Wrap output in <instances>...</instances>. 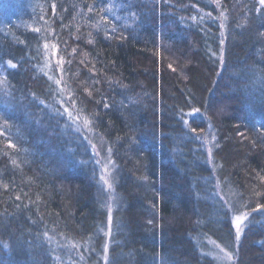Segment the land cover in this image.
<instances>
[{"label":"trees","instance_id":"trees-1","mask_svg":"<svg viewBox=\"0 0 264 264\" xmlns=\"http://www.w3.org/2000/svg\"><path fill=\"white\" fill-rule=\"evenodd\" d=\"M0 81V264H264L258 0H0Z\"/></svg>","mask_w":264,"mask_h":264},{"label":"rangeland","instance_id":"rangeland-1","mask_svg":"<svg viewBox=\"0 0 264 264\" xmlns=\"http://www.w3.org/2000/svg\"><path fill=\"white\" fill-rule=\"evenodd\" d=\"M258 1L260 3V0H258ZM260 6H264V5L260 4ZM192 111H193L192 114H197L196 110L195 111L192 110ZM97 148H98V146H97ZM207 152H209L208 158L210 160H212V158H211V151H209V149H208ZM99 155H100V153H99ZM95 159H96V161H98V160L100 161L99 170L101 171L102 175H104L109 180L110 174L112 173V166H111V164H108L109 159L108 158L104 159L102 155H101L100 158L98 157V155L95 156ZM105 165H107L108 166V169H109V171L107 173L104 172V166ZM109 182H110V180H109ZM103 187L106 190H110L107 187V185H105ZM111 196H112L111 198H114V195H111ZM108 215H109V217H111V213L108 214ZM238 215H244V216H246V214L240 213V214H234L232 216V220H233L232 222H233V226H234V229H235L236 236H237V229H236V227L234 225V219ZM109 217L107 219V223L105 225V228H103V234H105L104 236L106 237L104 246L108 244V237H109L110 231L112 229V221H111V219H109ZM243 223H244V221H243ZM243 223L241 224V230L243 228ZM204 240H205V243L203 244V247L202 248L208 254H210L212 257H214L219 262V264H233V254H231L225 247H223L222 245H220L219 243H217L216 241H214V240H212L210 238H207V239H204ZM104 246H103V248H104ZM225 253L229 254L230 255V258H228V256L225 255ZM104 256H105V253L103 254V257Z\"/></svg>","mask_w":264,"mask_h":264},{"label":"snow or ice","instance_id":"snow-or-ice-1","mask_svg":"<svg viewBox=\"0 0 264 264\" xmlns=\"http://www.w3.org/2000/svg\"><path fill=\"white\" fill-rule=\"evenodd\" d=\"M260 4L264 5V0H260ZM53 7H55V6H53ZM88 10L91 12V11L93 10V7H92L91 5H89V6H88ZM104 10H105V9H103V8L101 9V11H104ZM221 16H223V13H221ZM102 19H105V20H106L107 18H106V17H103ZM221 27H223V24H221ZM35 31H36V32H39L40 29L37 28V29H35ZM222 35H223V33H222ZM221 44H223V40H221ZM48 47H49L48 44L45 43V44H44V48H45V50H47ZM56 48H57V46H56L55 44H53V45H52V49H53L52 55H55V54H56V53H55ZM8 63L11 65V61H9ZM62 63H63V60H62V59L57 60V64H58V65H62ZM12 66L14 67L15 65H12ZM62 70H63V69L61 68V71H62ZM55 83H56L57 85H59V84H61V81H60V80H56ZM0 84H5V81H0ZM5 86H6V84H5ZM61 103H63V101H61ZM194 111H195V110H194ZM63 113H66L67 116H68V118H69L70 120H72L74 124H76V126H77V130H78V131L80 130V127H81V124H80L81 121H82V127H84V128H89V125L91 124V121H90L87 117H82V116H80V115H75V116H74V115H73V112H72V111H69L68 108H64V109H63ZM89 130H90V129H89ZM193 131H195V130L193 129ZM0 134H2V132H0ZM91 146H92V148H93L94 150L97 148V145H96V144H92ZM8 147H10V148H15L16 145L12 144V143L9 141ZM110 151H111V150L109 149V152H110ZM209 151H211V150H209ZM96 154L99 155V152L97 151ZM15 163H16V161H13V164H15ZM97 163H100V161L98 160ZM111 163H112V162H111V160L109 159L108 164H111ZM108 171H109L108 166L105 165V166H104V172L107 173ZM101 180L103 181V183H104L105 185H107V187H108L109 189L112 188V184L109 182V180H108L104 175L101 176ZM17 199H18V197H17ZM109 212H111V208H110V207H109ZM109 219H111V217H109ZM245 219H246V216H244V215H238V216H236L235 219H234V225H235V227H236V229H237V238H239L240 231H241V224L243 223V221H244ZM45 235H47V233H45ZM72 247H73V248H76V247H79V245H75V244H73ZM222 251H223V250H222ZM104 252H105V259H107V252H108V247H107V245L104 246ZM225 255L228 256V258H230V255H229V254L225 253Z\"/></svg>","mask_w":264,"mask_h":264}]
</instances>
